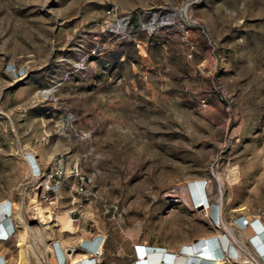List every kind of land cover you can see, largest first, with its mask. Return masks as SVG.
I'll return each instance as SVG.
<instances>
[{
	"label": "rangeland",
	"instance_id": "rangeland-1",
	"mask_svg": "<svg viewBox=\"0 0 264 264\" xmlns=\"http://www.w3.org/2000/svg\"><path fill=\"white\" fill-rule=\"evenodd\" d=\"M109 4L116 16L106 14ZM70 124L89 139H77ZM28 153L46 168L63 154L68 170L77 164L91 178L88 200L73 191V179L61 186L56 214L72 217L75 208L74 234L55 229L41 238ZM200 181L208 208L195 207L185 190ZM5 200L17 227L0 242L6 264L15 263L18 214L40 257L52 237L91 246L84 237L100 227L119 238L116 251L127 258L125 235L177 251L201 236H224L230 225L238 261L264 264L245 229L231 225L240 216L264 223V0H0Z\"/></svg>",
	"mask_w": 264,
	"mask_h": 264
},
{
	"label": "bare ground",
	"instance_id": "bare-ground-1",
	"mask_svg": "<svg viewBox=\"0 0 264 264\" xmlns=\"http://www.w3.org/2000/svg\"><path fill=\"white\" fill-rule=\"evenodd\" d=\"M232 173L234 179H236V171L234 170ZM185 190L188 198H190V195L193 197V203L197 204V206L203 204L206 206L205 208H208V199L205 192L204 181L191 184L190 188L186 186ZM30 201L32 202L33 209L40 220V224L42 225L40 231L42 239L46 237L48 238V236L51 237L55 229L58 230L60 236L65 232L74 234L76 230L73 224L74 220L71 216H68L66 212L52 215L50 212H47L45 209L38 206L35 198H32ZM218 208L219 206L217 203L212 204L211 211L214 218L212 219L216 220L215 222L220 223V219L217 220L219 217ZM2 214V209L0 208V220L3 219ZM18 216L20 219L17 222L19 233L14 264H55L53 259H46L45 252L48 248L44 250V256L40 257L35 246V235L28 228L26 222H24L21 214H18ZM231 225L238 229H245L246 236L252 239L251 241L256 246L260 259L262 263H264V223H262L259 217L253 219L250 216H240L233 219ZM214 227L218 228L216 225H214ZM225 231L226 235L224 236L217 233L210 234L201 236L195 241L183 243L178 248L179 250L181 249V251L170 250L165 246L157 244L139 243L138 245H140V247L138 252H134V258L137 261L136 264H255V259L252 257L249 258H251L250 260L253 263L238 261L240 252L230 241V238L234 239L233 228L230 225H226ZM196 241L198 242L193 244ZM240 242H242V240H240ZM235 254H237V258H232V255ZM72 256L73 255L70 257L71 264H87V261L89 260V256L86 253L77 254V256L74 255V258ZM44 261L45 263H43Z\"/></svg>",
	"mask_w": 264,
	"mask_h": 264
},
{
	"label": "built area",
	"instance_id": "built-area-1",
	"mask_svg": "<svg viewBox=\"0 0 264 264\" xmlns=\"http://www.w3.org/2000/svg\"><path fill=\"white\" fill-rule=\"evenodd\" d=\"M106 14L109 16H116L117 6L109 4L106 9ZM128 23V19L121 18L119 20V24L124 28L128 26ZM212 93L218 101L226 105L229 104V96L223 90L215 87L213 88ZM199 103L202 107H205L207 104L205 98H201ZM70 132L77 139L82 141H86L90 137V132L77 131L71 124ZM64 158L63 154H59L55 158L53 165L49 168L42 167L41 164L37 162L34 155L30 153L24 158L28 166L29 177L35 184L34 189L37 204L52 215H55L59 208L61 186L68 183L69 178L73 179L74 185L72 189L80 200H88L92 196L91 188L93 185L91 183V178L86 177L77 164L72 165L68 170L65 166L66 160ZM204 186H206L205 182ZM193 204L195 207L197 206V204ZM0 208L3 213V219L0 220V242H8L16 236L17 227L12 219L16 210L14 204L12 206V203L9 200L0 203ZM74 211L75 208L71 209L69 214H73ZM34 214L33 218H37L40 222L35 210ZM79 218L78 215L76 220ZM212 221L214 222V225L219 227V222H215L213 219ZM88 234L89 235L84 238L87 239L91 246L82 245L81 241H78V243L74 245H68L66 242L63 243L59 237H52L49 240H45L48 247L45 252L46 259H53L55 264H71V255L86 253L89 256L87 264H104L103 252L105 237L100 239L98 235L92 231ZM139 247L140 245L138 244L133 245V252H138ZM232 258H237V254L232 255ZM136 262L135 258H133V261L127 264H136ZM43 263H45V261ZM0 264H6V260L3 256L0 257Z\"/></svg>",
	"mask_w": 264,
	"mask_h": 264
},
{
	"label": "crops",
	"instance_id": "crops-1",
	"mask_svg": "<svg viewBox=\"0 0 264 264\" xmlns=\"http://www.w3.org/2000/svg\"><path fill=\"white\" fill-rule=\"evenodd\" d=\"M35 159L37 160V162L39 163L40 160L38 158L37 155H34ZM121 230V229H120ZM95 234H99L101 236H106L105 237V244H104V253L105 252H111L113 253V259H110L108 262H105L104 256H103V260H104V264H127V262H132L134 255H133V245H135L137 241V238L134 236H129V235H125V238L122 240L125 243V247L128 250V255L127 258H121L120 255L118 254L117 250V246L118 243L120 242L119 238H113L112 236L109 235V233L107 232V230L103 229L102 227L96 229V231L94 232Z\"/></svg>",
	"mask_w": 264,
	"mask_h": 264
},
{
	"label": "water",
	"instance_id": "water-1",
	"mask_svg": "<svg viewBox=\"0 0 264 264\" xmlns=\"http://www.w3.org/2000/svg\"><path fill=\"white\" fill-rule=\"evenodd\" d=\"M72 217H73V218H76V217H77V213L74 212V213L72 214Z\"/></svg>",
	"mask_w": 264,
	"mask_h": 264
},
{
	"label": "trees",
	"instance_id": "trees-1",
	"mask_svg": "<svg viewBox=\"0 0 264 264\" xmlns=\"http://www.w3.org/2000/svg\"><path fill=\"white\" fill-rule=\"evenodd\" d=\"M213 214V213H212Z\"/></svg>",
	"mask_w": 264,
	"mask_h": 264
}]
</instances>
